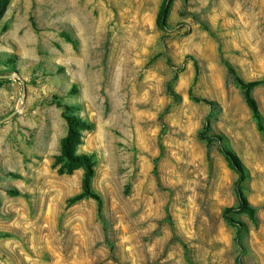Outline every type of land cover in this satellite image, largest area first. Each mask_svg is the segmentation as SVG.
<instances>
[{
	"label": "rangeland",
	"instance_id": "obj_1",
	"mask_svg": "<svg viewBox=\"0 0 264 264\" xmlns=\"http://www.w3.org/2000/svg\"><path fill=\"white\" fill-rule=\"evenodd\" d=\"M256 80L264 0H0V264H264Z\"/></svg>",
	"mask_w": 264,
	"mask_h": 264
},
{
	"label": "trees",
	"instance_id": "obj_2",
	"mask_svg": "<svg viewBox=\"0 0 264 264\" xmlns=\"http://www.w3.org/2000/svg\"><path fill=\"white\" fill-rule=\"evenodd\" d=\"M170 11V3L164 4L160 13V18L163 23H166ZM260 85H264V80H256L247 85L244 84L246 88V102L250 109L252 110L254 117L258 122L259 129L264 133V119L258 109L257 103L251 95V90ZM69 123V132L61 142V158L65 162V167L69 172L75 170L76 168H83L85 171L83 189L84 193L80 197L89 196L98 201L99 206L102 205L101 197L92 190V179L95 174V164L96 159L93 155L81 154L77 152V147L82 144V131L90 129V125L82 122V120H77L73 116H66ZM231 158L232 165L239 171L241 178H244V167L239 159L234 154H229Z\"/></svg>",
	"mask_w": 264,
	"mask_h": 264
}]
</instances>
